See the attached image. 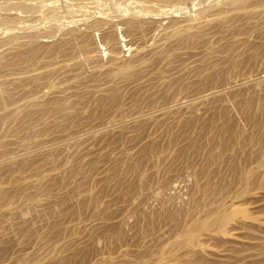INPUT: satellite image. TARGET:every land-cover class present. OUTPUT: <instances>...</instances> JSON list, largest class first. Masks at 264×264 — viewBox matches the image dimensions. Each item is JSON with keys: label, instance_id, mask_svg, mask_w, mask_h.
Masks as SVG:
<instances>
[{"label": "rangeland", "instance_id": "374dc122", "mask_svg": "<svg viewBox=\"0 0 264 264\" xmlns=\"http://www.w3.org/2000/svg\"><path fill=\"white\" fill-rule=\"evenodd\" d=\"M24 1L0 0V264H264V0Z\"/></svg>", "mask_w": 264, "mask_h": 264}, {"label": "bare ground", "instance_id": "6f19581e", "mask_svg": "<svg viewBox=\"0 0 264 264\" xmlns=\"http://www.w3.org/2000/svg\"><path fill=\"white\" fill-rule=\"evenodd\" d=\"M26 1V0H25ZM24 1V2H25ZM238 1H240V0H238ZM10 2V1H9ZM28 2V1H27ZM136 2H138V1H136ZM135 2V3H136ZM154 2V1H153ZM159 2V1H158ZM237 2V1H236ZM6 3V2H5ZM12 3V2H11ZM14 3V2H13ZM26 3V2H25ZM157 3V2H156ZM227 3V2H226ZM18 4V3H17ZM222 4V3H221ZM231 4V3H230ZM11 5H13V4H11ZM36 5V4H35ZM144 5V4H143ZM242 5V4H241ZM24 6V5H23ZM22 6V7H23ZM27 6H29V5H27ZM89 6V5H88ZM149 6V5H148ZM240 6V5H239ZM0 7H2V6H0ZM8 7V6H7ZM13 7V6H12ZM14 7H15V5H14ZM20 7V6H19ZM70 7V6H69ZM208 7V6H207ZM243 7V6H242ZM27 8V7H26ZM25 8V10H27ZM56 8V7H55ZM32 9V8H31ZM18 10V9H17ZM69 10V9H68ZM9 11V10H8ZM30 11V10H29ZM70 11H71V9H70ZM210 11V10H209ZM71 13V12H70ZM105 13H107L106 11H105ZM120 13V12H119ZM112 14V13H111ZM127 14V13H126ZM84 15V14H83ZM104 15H106V14H104ZM18 16V15H17ZM38 17V16H37ZM51 17V16H50ZM65 17V16H64ZM78 17H79V15H78ZM105 17V16H104ZM112 17V16H111ZM15 18V17H14ZM35 18V17H34ZM80 18V17H79ZM6 19V18H5ZM33 19V18H32ZM55 19H57V18H55ZM11 20V19H10ZM15 20V19H14ZM17 20V19H16ZM5 22V21H4ZM2 23V22H1ZM4 24V23H3ZM24 27V26H23ZM52 27V26H51ZM22 29V28H21ZM177 30V29H176ZM168 33V32H167ZM178 33V32H177ZM1 35V34H0ZM120 68V67H119ZM124 68V67H123ZM120 70H122V69H120ZM119 71V70H118ZM123 71V70H122ZM121 72V71H120ZM128 72V71H127ZM125 73V72H124ZM123 73V74H124ZM117 74H118V72H117ZM217 90V89H216ZM215 95V94H214ZM199 96V95H198ZM95 133V132H94ZM68 139V138H67ZM71 141V140H70ZM66 143V142H65ZM9 158V157H8ZM26 213V212H25ZM227 220H228V216L227 215H223V217H222V219L220 220V222L222 223V224H225L226 222H227ZM197 237V234H194V233H189L188 232V234H187V236L185 237V240H186V242L188 243V242H192L195 238ZM194 242V241H193Z\"/></svg>", "mask_w": 264, "mask_h": 264}]
</instances>
